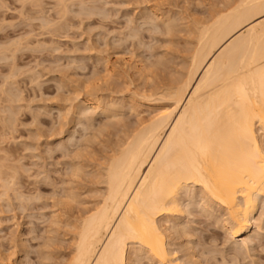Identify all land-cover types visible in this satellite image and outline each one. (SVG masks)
Returning <instances> with one entry per match:
<instances>
[{
	"label": "bare ground",
	"instance_id": "6f19581e",
	"mask_svg": "<svg viewBox=\"0 0 264 264\" xmlns=\"http://www.w3.org/2000/svg\"><path fill=\"white\" fill-rule=\"evenodd\" d=\"M58 2L57 3L59 7L60 8L62 7L63 11H66L68 9L67 6L69 5L68 3H70V1L58 0ZM81 2L79 3L80 6L83 4ZM228 6H225V7H228ZM225 7L223 8V10L225 9ZM231 7L232 9L229 8L230 10L228 9L227 12L224 10L225 13H223L224 12L223 10H221L223 11L222 13L220 11H217L215 13L216 15L213 14L214 15L213 20L210 17V16L213 17V15H210L209 17H210L211 22H208L207 20L203 19L206 22L203 23V21H200L197 24L198 22L197 21L195 24V28H193L194 30L189 29L188 35L194 41L193 42L189 41V43H186V45L191 44V46L188 45L189 49L190 48L191 49L187 50L190 52L187 53L189 55L184 61V64L182 63V60L180 62L182 63L180 65V68L181 66L183 67L181 69L182 73H178L179 74L178 77H175L177 75V74L175 75V72L174 73L172 72V74H169L171 71H173V69L171 68L174 66V65H170L169 67L171 68H169V70L167 69L168 71L171 70L168 73L169 77L166 75L167 73L165 74L166 76L162 75L164 76L162 78L158 77L159 76L158 73L162 72V70L161 71L159 70L158 73H153V74H157L158 75L157 77L160 78L161 80L164 79L165 81V78H168L167 80L169 83L166 80L168 84L162 85V86L161 85L155 86V88H151L149 92H148L149 85L146 86L147 88L145 87V85L141 88L142 90H140V92L136 95L141 98L140 101L144 99V101L145 100L149 102L153 101V103L151 102L150 104H154L155 102H157L155 104H158L157 107L154 106L156 108V110L154 111L156 112L153 114L151 113L152 114L151 117H149L148 115L149 117L148 119H144V117L141 118L142 115L139 116L140 118H138V113H136L138 111H135V113L133 112V114L137 116L135 117L136 122L133 124H131V122L130 123L128 122L129 123V126H128L127 125L128 123L124 122L125 121L124 119H123L124 121H122V118H124V115L120 114L123 108V105L125 104L126 106L123 109L124 111L125 109L128 111L126 101L124 102L123 101L124 99H123L122 101L125 104L122 103L123 105H120L121 100L119 99L121 97L118 99L120 101V104L118 101H117L118 104H116V103H113L112 101L106 100V97L109 95L108 94L109 92L113 93L114 91L115 93V90H112L113 87L111 88L112 91H110L109 89L107 96H105L106 92L102 91L103 89L108 90V88H105V87H108L107 84L109 83V79L110 78L112 79V76H115V75H112L113 73L112 74L110 73V70L107 67H105L109 64H106V65L105 63L102 64L103 61L106 62L107 60L106 58H109L108 56H106L105 58L106 60L103 59L101 63L102 66H104L102 68V71L99 70L101 67L96 70L94 69V66H93L92 67L93 69H91V66H92L91 64H93L91 62L93 61L92 58H91V61L89 58L88 61L90 62H88L87 60L84 61V59H83L84 62H81L80 57L77 60L75 59L76 57L72 58V62L76 60L79 63L80 62L83 63V64L80 63L82 67H86L85 64L90 63L88 64V66L90 65L89 66L90 69L92 71L93 70L96 71L95 72L96 75L94 76L88 73L89 71H91V70L86 69L88 68V66L85 69L86 71L88 70L87 73L89 75L86 73H83L84 71L79 69L81 68V66L79 65L78 62H74L75 64L73 63V65L76 66L77 68H78V65L80 66L78 70L76 67L70 65V63L68 64V62L70 61L66 63L72 67L71 68L68 66L69 72H70V69H72L70 76L74 74L73 75L74 77L76 74L75 71H79L78 74L79 75L81 74L82 76L86 75L84 76L85 78L87 77L89 79V77L92 76L89 79L90 81L95 76L97 77L99 71L101 72V75H100L102 76L101 79H103V77H105V74H107L108 73L107 71L109 70V73L106 76L108 78L109 75L111 74L110 75L111 77H109L108 79L105 77L106 79L104 78L105 80L103 79L100 81V83L98 82L99 84H97V82L94 84H91V83L86 82L87 81L86 79H83V81L85 80L84 83H87V84L84 85L83 81L82 82L79 81L80 85L81 84L82 85L81 86L76 85L77 83H79L77 82L75 84V80L77 81V79H74L73 81L72 78L70 79V77H68L65 74L68 77L66 81L63 78H62L63 80L58 79V80H61L64 83V85L66 83L67 87L65 86L66 87L65 88V87H61L59 85L60 82L55 79L57 77H54L57 83L58 82L59 83L56 84L55 82L56 87H54L53 86L54 84H53L52 85L53 87H51L52 90L53 88H55L58 91L59 89L64 90L63 88H65L67 89V94L69 93L71 96L70 95L68 97L63 96L64 98L61 99L59 97L60 94L58 95V97H56L58 92L53 90L52 96L56 94L53 98H60L61 102L59 101V99L55 100L53 98H50V100L52 99V101H49V102L55 103L54 106L56 109H53V110H57L59 114H62L63 111L66 112V114H64L65 116L63 114L61 115V119L62 118L65 119L66 115L68 116L72 114L71 115V117L73 116L72 120L68 121V124L72 125L71 127L72 129L74 127L78 129L77 126H79L80 131L82 130L84 132L83 133L81 131L80 134L77 132V134H79V136L77 135L78 137H80L82 134H84V136L88 135L85 132L89 131L90 127L92 126L91 123L93 124L92 121H97L98 119L101 118V117L98 119L96 118L97 120L96 119L94 120L93 117H91V115L92 114L95 115V113L102 114L105 116L106 119L112 120V121L110 120L112 123L110 122L107 123V120L106 121L103 120L105 122H97V123H102L101 124L102 127L100 124L99 126L97 125V123L95 125L93 124V127L96 125L98 127H101V129L104 127L103 128L104 130L103 129L101 130L100 128L96 127L95 130H98L96 132L103 133L105 131V133L103 134L106 135V132L108 133L112 128L114 130H111V132L115 131V134H113V132L112 134L114 135V137L116 136L115 141L111 139V141H114L111 145L109 146L106 145L107 146L106 151L104 148L105 146L102 148L104 150V153H103V150L100 151V153L102 152L104 155H102V159L98 161V163H100L98 167L97 168L95 167L97 169V173H95L96 171L95 169H94L95 171L93 172L96 174V176H93L94 180L92 179L94 183L96 182L95 187H93L94 185L93 183H92L93 185L92 184L89 185V186L92 185L93 189L95 188L96 195H94L95 193L93 192L94 194L92 193L91 200L83 203L86 200V198L87 197L89 198L90 196H87L86 198H82L84 199V201L82 202V200L80 199V196H78V193H77L78 197L76 196L77 197L76 200L79 198L78 203L81 200L80 201L81 204L83 203L85 206L83 204L81 205L80 203L78 204L76 201L78 206L81 205V208L77 206L78 207V209L76 208L77 212L74 213L75 216L73 217V221L70 222V224L69 222L68 223L64 222V225L69 224V227H70L69 229L70 232H67V235L64 234L66 237L69 234L70 241H71L67 264H139L140 262L141 263L143 262V261H140L141 257L143 256H145V258L148 260L147 262L152 261L151 263L155 262L156 264H201L200 263L201 261L200 262L196 261L197 257H194L196 254L194 253L193 255L191 251H188V250H186L187 254H185L184 256L182 255L183 258L178 257L177 250L171 248L172 243L168 242V236H169L168 234L170 233L173 227V226L172 227L170 226L173 224V223L171 224L170 222H172L173 221L172 219L175 217L177 220V215L184 216L185 213L188 214L190 212V208L193 205L197 204V201L195 202L197 198L200 199L199 200L200 202L199 201L198 202L201 203L200 208L199 206L196 205L199 209H202L205 211H208V210L213 211L212 209L215 207V208H218V210L222 212L220 218H218L217 221H214L215 219H213V221L214 223L216 222V224L218 223L220 227L223 229V231L226 233V235L232 239L233 247L235 248L239 247V249H242V250L245 249L246 251H248L249 246L252 244V240L254 241L258 237H260L261 235L260 230L262 228H260L259 226L257 227L255 225L257 224V221H258L255 218V212L259 204L264 202V0H237L235 6L234 7L231 6ZM82 8L84 9L85 6H83ZM82 8H80V11H82L81 10ZM105 10L101 9V7L98 8L97 10L98 14H99V11H101L100 15L98 16L99 18H101L100 20L102 21H104L103 19H106V17L108 18V15H107L108 11H106L107 13L102 12ZM217 13H219V15ZM65 14H64V17L66 16ZM151 15L154 18H151L152 16L149 17V15L147 16L148 18H145L144 17L145 15L142 16L145 18V19L143 18L145 23L152 22L153 26L151 24L150 25L148 24L149 28H151L150 26L154 27L153 30L155 29V31L157 33L159 32V34L165 33V35H170V34L172 35V33H174L175 28H176L175 20H168V19L163 20L161 16L157 15L154 12H152ZM215 16L217 17L215 18ZM62 17H61V20H62ZM142 20L141 22H143ZM48 21L47 20L45 21L47 23V24L45 23L46 25L44 24V21L43 22L41 21L46 26V30H48V32L51 31V29L49 30L48 29L49 27L47 26L52 24V27H54V25H56L55 27H57L60 22V21L59 22L56 21L55 23L54 22L50 23L51 21L50 22ZM43 24L41 28L45 30V27L43 26ZM54 28H52V32H55L56 29H58L56 28L54 31ZM149 28L147 30H150ZM137 31H134L131 34V38L133 39H130L129 38L130 36L124 35L125 40L127 39L128 41V39H130L133 41L135 38V41L136 40L140 41L138 39L139 31L138 32ZM150 32H152V29L150 30ZM156 32L151 34L153 35V38ZM190 34H193V35H190ZM124 38H122V40ZM120 39L119 40L117 39L116 41H114V43H116L117 41L118 42L120 41L119 43H121ZM119 43L114 44V45H121ZM140 43L142 44L143 41L141 40ZM140 43H137V44L139 45ZM188 46L186 47L188 48ZM13 47H15V45H13ZM86 47H88V45ZM148 47L150 46H147L146 50H148ZM140 48H141V45H140ZM144 48L146 47L144 46ZM96 51L98 50L96 49ZM1 52L3 53L0 54V56H2L5 53L3 50H1L0 53ZM88 52L89 54L92 55V52L90 51ZM185 53H186V50H185ZM97 54L99 55L102 54L104 57L105 52L103 54V51L102 53L99 51V53L96 52L95 55ZM13 55L14 54L12 52L11 57ZM143 56H140L141 59ZM2 57L4 58L5 56L3 55ZM103 57H101V59ZM68 59H71V58H68ZM101 59H99L100 62H101ZM141 59L140 61L137 60L139 63L136 61V63L138 64H135L137 65L136 67L134 66L135 68H137L138 72L136 74L139 73L138 75L139 78H142L140 77V75H145V73L147 74L148 72H149V75L148 74L147 75L150 76L152 73L151 70L157 65H158L157 67H159V64L163 66L164 69L167 68L170 62L169 61L170 59L163 61L164 59L163 57L161 58L162 59L161 61L160 58H158V60H160L161 62H158L157 60L156 62L154 61V63L151 62L153 63L152 69H151L150 68L151 63H149L150 61H148V64L150 65L149 67L146 65L144 60H141ZM97 62L98 63L95 62L94 64L99 65L100 62L99 61ZM106 63H108V60ZM156 68L154 69L156 70ZM159 68H162V67H159ZM73 69H75L74 73H73ZM103 70L106 71L105 74H103L104 72ZM147 70L149 71L147 72ZM92 71H91V74L93 73ZM134 72H136V69ZM13 73L15 72H12V75ZM63 74L61 76L59 74L58 75L62 77ZM12 75L10 73L8 76H6V79L7 77L12 76ZM79 75L77 76L78 78H80ZM147 75L145 76L148 79L149 77H147ZM170 75H173L175 78L174 77L170 78L171 77ZM82 76L80 80L84 78ZM152 77H153L152 79L153 81L154 79H156L155 81L158 80V78H156V75ZM4 80H5V77H4ZM161 80H158V81H161ZM9 81H12V80L9 79ZM102 81L103 83H101ZM5 82L3 81L4 85H6ZM100 84L101 85L104 84V86L105 85L106 86L102 88ZM57 85H59L58 88H57ZM61 85L64 86L63 84ZM144 87L147 90V93H144L145 91L143 89ZM5 90L7 91L8 88ZM52 90H50V92ZM6 91H2V92L4 93ZM101 91L105 93V95H102V93H100ZM137 91H134V94ZM54 92H57V93L54 94ZM10 94H14V93L10 92ZM10 94H8L9 95L8 98L10 99V102L11 103L16 102V101H13V99L17 100L16 94L11 95L12 98ZM103 96H105V98ZM114 97H115V94H114ZM109 99H111V97ZM116 99L117 98H115V100ZM134 100H136V98H134ZM8 101L6 102L8 103ZM136 101L138 102V100ZM13 103L11 105H13ZM131 103H133V101L130 102V106H131ZM11 105L9 104L8 107ZM130 106L129 108H131ZM141 106L142 105H139V107ZM11 107L8 108L9 111L12 109ZM136 107L139 108L138 106H135V108ZM48 108L49 107L47 106L45 109L46 113H48L47 112L48 110L50 111V109ZM130 110L131 109H129L128 112L134 111L133 108H132V111ZM41 111L38 108V111L34 112V115H37L38 117L39 116L38 114ZM12 112L14 113L13 110L11 111V114H13ZM35 113H38V114H35ZM11 114L9 112V115H10L9 117L6 114L8 117V120H4V121L10 122L12 120L11 116H13ZM59 114L57 116L53 114L51 118L55 119L56 117V119H58V122H59ZM14 115L16 114L14 113ZM40 115L46 116V115H43V113ZM50 116L51 114L49 115V117ZM120 118L121 120H119ZM35 119H34V123L36 122ZM38 119L39 117L37 118V122H36L38 126L35 125V127H38V128L34 127V130L39 129L40 127L39 129L41 131L40 133H43L42 131L44 130L41 129V125L44 124L43 123L44 121L43 119H40L43 122L42 121L39 122ZM61 119L60 121H63ZM51 121H49V123ZM100 121H102V119H100ZM113 123L115 127L112 125ZM120 123H123V124L126 123L125 124L126 126L124 125V127H122L123 124H120ZM9 124L11 123H8V125ZM66 124L63 125L62 127L65 130H66L65 128ZM118 124H120L121 126ZM75 128L71 131L72 133L75 132ZM115 128L116 129L118 128L119 130L116 131ZM47 130L50 131V129H47ZM91 130L92 128L90 129V131ZM34 132L37 133L36 131ZM50 132L45 133L44 131V133L47 134V138L48 136L50 137ZM62 132L63 131L61 130L60 133ZM72 133H70L68 136L69 140H72V136H71ZM75 133H74V136L76 135ZM97 133L96 135L92 136L93 137L92 140H89L90 135H88L89 139H85L87 138V136L83 139L84 136L82 135V137H80V140L82 142L79 139H78L79 141L78 140L76 141V138L74 140L76 141V143H79V144L81 143V146H82L83 144L85 145L89 143L90 141H95L96 139L95 140L93 139L95 136L98 135ZM102 133L100 134V136L99 135L98 136L103 137L104 135ZM45 134H43V136ZM109 135H111V133H109ZM113 135L111 136L113 137ZM111 136H109L108 138L110 139ZM39 137L43 138L41 135L40 136H38V134L34 135V140L36 138L38 141L41 140ZM37 140L35 141L36 143H37ZM83 140L86 142H83ZM60 142L58 143L59 145L57 146L61 145ZM62 142L66 144V141L63 140ZM69 142L71 143L72 141H69ZM64 143L62 145H64ZM96 143H99V140ZM50 144L51 143H49V145ZM79 144H77L76 146H78ZM36 145H39V144H36ZM66 145H65V153L67 151L68 152L70 151V149L67 150L68 149L67 146L69 144L67 146ZM57 146H55L56 150H59L60 148V151H62L61 149H63L64 146L62 148L61 147L58 148ZM81 146H79L80 148L78 147V149L82 148L83 149L82 152L86 151L85 152L86 154L88 150H85V149L87 148L81 147ZM32 147L33 146H31V148ZM35 147H39V146H35ZM46 151L48 152V149ZM90 151L91 150H89V152ZM85 154H83V156ZM91 155L89 157H91ZM67 156H70V155L67 154ZM98 156H101V155H98ZM27 157L28 156L25 157L22 155L21 157L18 156V158L17 157L16 158L19 162L21 161V158H23L24 160H27V159L29 160V158ZM9 159L10 158L8 157L3 161V163L6 164V167H3L5 166V164L3 163L0 164L1 170H3V171L0 170L1 171L0 174L4 172L2 174L5 176L4 177L0 175L1 177L0 181L2 179L4 180V181L2 180V182L4 183L1 182V185H0L1 187L3 186V189L0 190L2 192L0 200L2 201L5 198V200L7 199V202H8L10 200H14L16 197H17L16 199H18L19 197H21L19 196V194H21L22 199L20 198L19 199L20 201H17L15 199L12 204H14L15 202L16 203L18 202L17 204L19 205V202H21V200L23 201L25 200L22 203H25L27 201L31 202L30 200L31 198H28V197H33L34 196L33 194H32L33 196H31V194H29L28 196L27 195L28 191H27V194H25L26 196L25 195L23 196L24 194L23 192L18 194V192H20L22 188L25 189L24 187L22 188L17 187L18 183L16 181L18 180L20 182L21 180L20 177L22 175L20 177L19 176L16 177V176L17 174H19L21 170L19 169L20 171L16 173L18 170V169L15 170L16 163L14 161L15 166L13 167L15 169L12 168V166L8 164H11L9 162H13V161L12 159L10 160ZM6 160H9V161H6ZM78 160L76 159L75 161H78ZM21 162L23 163L19 162L20 167L22 164L27 163L26 161H21ZM91 163H94V161H92ZM55 164H58V163H55ZM2 167L5 168L6 170L3 169ZM22 167L25 168V169L23 168L22 169L24 173H26L27 166L23 165ZM80 168L82 169V166L79 168L77 166L74 168V170L73 168H71L72 169L70 170L71 174L74 171L73 174L77 178L79 171L80 172L83 171V170H80ZM7 169H9V172H7L8 171ZM10 169H11V172H10ZM23 171H22V174H23ZM40 171L41 170H39V172ZM43 171H45V169H43ZM43 171H41V173L45 175ZM2 177H4L5 179ZM46 177L48 178V179L46 178L47 180H50L49 179L50 177H48L47 175ZM42 179L41 181H43ZM46 179H44V181ZM90 180L91 179H89V181ZM13 181L15 182V184L17 183L16 186ZM70 182H72V180ZM44 183H46V181ZM68 187L70 186L68 185ZM13 188L14 189L20 188V189L18 191L17 189L14 190ZM71 188L69 189L66 187V189H69V190H71ZM90 188L91 187H89L88 189L86 187L85 189H88L90 191ZM26 190L28 189H25V192ZM69 190H67L68 193L66 191L65 193H63L64 191L62 188L61 191H62V197L64 196V201L59 200L58 202L60 203V205L65 204L66 209L69 206L68 204H70V207L68 208L70 210V208H72L73 206L71 205L72 202L75 201V196H74V192H72L74 190L70 192ZM196 190L199 195L195 199L196 194H197ZM16 191L17 193L14 194ZM32 191L33 190L31 191L29 190V193L30 192L33 193ZM10 192L12 193V195H15V196L12 197V195L9 194ZM59 193L60 192H58V194ZM17 194L18 196H16ZM10 196L12 197V199ZM9 197H10V200H9ZM34 198L36 197H33L32 201H34ZM2 202L6 204V201L3 200ZM28 202L25 205L29 204ZM32 203L33 202H31V204ZM8 204L9 203H7L6 206H8ZM10 205L11 204H9V206ZM21 205L23 206L24 204H20V207ZM60 205H59V208H60ZM65 205L61 206L62 207L61 210L63 209ZM10 207L12 208V206ZM15 207L19 208L17 206ZM20 209L23 212L24 209L22 207ZM72 209H74V206ZM69 210H67V213ZM190 213H192V211ZM71 216L72 214L70 215V217ZM67 217L68 219H70L69 216ZM214 217L210 218L209 216L210 219ZM50 221L54 222L56 221V219L55 220L52 219ZM64 221H67V219H64ZM56 222L52 224L56 225ZM61 222L60 224L63 226V222L62 223ZM57 223L59 224V221ZM55 225L54 227H57V225L56 226ZM59 225H58V228H59ZM66 226H63V227H66ZM186 228L184 227V229ZM50 229L53 230L52 228ZM67 229L64 228L63 233H65ZM180 229L182 230L183 234L186 232V230H189L188 228L184 230L183 227H181V224H180ZM181 230L180 232L176 231V233H181ZM173 233L176 235L174 230H173ZM186 234L187 233H185V235ZM171 237L172 236H170V238ZM177 238L179 237L177 236ZM66 239L67 238H65V240ZM54 240L59 241L60 239L54 238ZM54 240L52 242H54ZM55 242L56 244L57 243L59 244V242L61 241L59 242L55 241ZM63 242H66V241H63ZM69 243L70 242L65 243V244L68 245ZM61 244L62 246H59V248L64 247V250H67L66 247L63 245V243ZM183 248H185V246ZM188 248L189 247H187V249ZM181 250H184V249H181ZM56 251L57 253H59L61 250L58 249ZM57 253L56 255H53L55 254V251L52 253L50 252V255L52 254L55 257L56 256L59 257ZM51 256L49 258L50 262L54 260L53 262L55 263L56 262L55 257L54 259L52 258L51 260ZM58 257L57 259H59ZM22 258L24 260L25 257H22ZM62 258L63 257H61V260L59 259L55 264L60 263L59 261H61L60 264H62L64 261L67 260L66 258H65L66 260L64 259L62 260ZM205 258L206 257H204V259ZM206 259H205V263H207ZM44 261L45 260H43V262ZM144 261L146 260L144 259ZM210 261L208 262L209 264H210ZM53 262L49 264H52Z\"/></svg>",
	"mask_w": 264,
	"mask_h": 264
},
{
	"label": "rangeland",
	"instance_id": "374dc122",
	"mask_svg": "<svg viewBox=\"0 0 264 264\" xmlns=\"http://www.w3.org/2000/svg\"><path fill=\"white\" fill-rule=\"evenodd\" d=\"M64 1H70V3L67 2L69 4L68 6L65 5L68 7V9L66 7L67 12L63 11L62 7L61 8L59 7L58 0L57 1L56 0H0V51L3 50L5 52L3 54L5 56L4 58L2 57L3 55L0 56V58L2 57L0 59V114H2V115H0V139H1L0 140V164H2L3 161L8 157L10 159H12L13 162H9L12 165L11 164H8V165H10V166H12V168H14L13 166H15L14 164L16 163V166H15L16 169L14 168L15 170L18 169L16 173H18V171L21 170L19 172V174H17L16 177H18V176L20 177L22 175L20 177L21 180L19 179L20 182L17 180V178H16L17 181L14 180L18 183L17 187H20V188L24 187L25 189H28L25 192V189L22 188L23 191L21 189L20 192H18V194L23 192L24 193L23 196H24L25 194H27V191H28V194H27L28 196H29V194H31V196L34 195L33 197H36V198H34V201H32L33 197L27 196L28 198H31L30 200H31V202H33L32 203L33 205L31 204L30 201L29 202L27 201L29 203L27 205H25L27 202L22 203L25 200L24 201L21 200V202H19V205L17 204L18 202L17 203L15 202L14 204H12L17 197L15 199L13 198L14 200H10L11 196L9 197L10 201H8V202H7V199L5 200V198L3 197L4 198L3 200L6 201V204H4L2 202L3 200L2 201L0 200L1 201L0 202V206H1L0 207V264H22V263L23 264H41V263L42 264H49V263L54 261V260H52V258L54 259V257H55L53 255H56V253H57L56 250H58V249L61 251L60 252L58 251L59 253H57V255H59V257L58 256L55 257L56 262L59 259L61 260V257H63L62 260L67 259L63 263L67 264L71 241H70L69 234H68L69 237L68 236L66 237L65 235H67V232H70L69 224H70V222L73 221V217L75 216L74 213L77 212L76 208L77 209H78V207L81 208V205L83 203L91 200L92 193L93 192L95 193V191H96L95 188L93 189V187H95L96 182L94 183L92 181V179L94 180L93 176H96V174H95V173H97L96 168L100 164V163H98V161H100L102 159V155H104L103 154L104 150L102 148L105 146L104 148L106 151V147H107L106 145L109 146L116 140V136L114 137V135H113V134H115V131H112L113 134L111 132V130H114L112 128L108 133L106 132V135L103 134V133H105V131L103 133L101 132L104 136L99 137L101 133H97L96 131H98V130H95V129H96V127L99 126V124L101 125L102 123H97V122H105L107 120V123L108 122L112 123L111 122L112 120L106 119L105 116L102 114L95 113V115H97V116L92 114L91 117H93L94 120L96 118L98 119L101 117L100 119H102V121H100V119H98L99 121L97 119H96L97 121H92L94 125L97 123L98 126L96 125L93 127V124L91 123L92 126L90 127V129L92 128V130L90 131V129H89V131H88L89 133L87 131L85 132L86 134L90 135V139L88 138L89 137L88 135H85V136H84V134H82V135L84 136L83 139L87 136V138H85V139L92 140V138H93L92 136L96 135V133H97L99 136L98 135L95 136L93 140H95V139L97 141L99 140L100 144L96 143L97 142L96 140L90 141L89 143H87L85 145L82 143L84 146L83 145L81 146V143L80 144L76 143V141L78 139L80 140V137H82V135L80 137H78L82 130L80 131L79 126H77L78 129L74 127L76 133L73 131L76 135L74 136V133L71 132L74 128L73 129L71 128L72 125L68 124V121L72 120V117H73V116L71 117L72 114H70L68 116L66 115L65 119H63V118L61 119V115L66 114V112L63 111L65 113L62 112V114H59L57 110H53V109H56L54 106L55 103L49 102V101H52V99L50 100V98H53L56 95L55 93H57V92L58 93H57L56 97H58V95L60 94L59 97L61 99L64 97H68L70 95L69 93L67 94V89H65L67 87L66 83L64 85V83L61 80L64 79L66 81L68 79V77H70V79L72 78L73 81H74V79H77V81L75 80V84L79 81L82 82L83 79H86L87 80L86 82L91 83V84H94L96 82H97V84H99L101 80H103L105 77L107 78L106 75L109 73V70H110V73L111 74L113 73L112 75H115V76H112V79L110 78L111 81L109 79L108 84L111 83L110 85H108L106 83L108 87H105L106 85L104 86V84L103 85L100 84L102 86V88H104V87L108 88V90L107 89L102 90V91L106 92V95L102 91L100 93H102V95H105V96H107L109 94L108 96H110L111 99H109L110 97L107 96L106 100L112 101L113 103H116V104H118V102L120 104L119 100H121L120 105H123L122 103H124L126 101L128 111H129V109H131L130 111H132V108H133L134 111H132V112H128L126 109L124 111L123 108H125V106H126V104L124 103L125 105H123V108H122L121 113H120V114L124 115V118H122L123 116L121 115L122 121L125 120L124 122H126V123L131 122V124L135 123L136 122L135 117H137L135 114H133V112L135 113V111H138V112H136V113H138V118H140L139 116L142 115L141 118L144 117V119H148L149 117H151V115L153 113L156 112L154 110H156L155 107H157L158 104H155L157 102H155L154 104H150L151 102L153 103V101H151V102L146 101V100L144 101V99H142L143 102L140 101L141 98L136 96V95L140 92V90H142L141 88L144 85H145V87L149 85V87H148V92H149V90L151 88H155V86H160V85L162 86V85L168 84L169 83L167 80L168 78H165V81H164V79L161 80L160 78H162L166 75L169 77V74H172V72L173 73L175 72V75L177 74L175 77H178L179 76L178 73H182L181 69L183 66H181V68H180V65L182 63L184 64V61L186 60V58L189 55L187 53L190 52L187 50L189 49V46H191V44H188L189 45L188 46V45H186V43H189V41L190 42L194 41L188 35L189 29L194 30L193 28H195V24L197 21H198L197 24L200 21H203V23H204V22H206L205 20H207L208 22H211L210 17L213 20L214 19L213 14H215L217 11H220L222 13L225 10L227 12L228 9L229 8L232 9L231 6L234 7L236 2H237V0H72V1L71 0H64ZM74 1L76 2V4ZM80 2L84 4V5L83 4L82 5L85 6L86 9L85 8L84 9L86 11L82 8L83 7L82 5H81L82 7L80 6V4H79ZM102 2H103V4H102ZM104 6H105V8H104ZM225 6H228V7H225ZM100 7L103 10L106 9L105 11H102V12L105 13L106 11H108V14H107L108 18L106 17V19H103L104 21L100 20L101 18H99V16H98V15H100L101 11H99V14L97 13L98 8H100ZM224 7H225V9L223 10ZM80 8H82L81 9L82 11H80ZM221 10H223V11H221ZM225 11L223 13H225ZM65 12H66V14H65ZM152 12L161 16V18L163 20H165V19L166 20L167 19L168 20H175L176 28H175L174 33H172V35L171 34L165 35V33L159 34V32L157 33L155 31V29L153 30L154 27H152L153 25H152L151 20H150L151 23H149V22L145 23L144 19L148 18L147 17L148 15H149V17L152 16L151 15ZM60 13L63 15V17ZM145 13H147V14H145ZM219 13H217V14L219 15ZM34 14H36V15H34ZM59 14L61 15L63 21L61 20V17ZM64 14L66 15L65 17H64ZM101 14H103V13H101ZM142 14H144L145 16ZM210 15H213V17ZM142 16H144L145 18ZM216 17L217 16H215V18ZM42 18H44V19H42ZM151 18H154V17L152 16ZM45 19L47 21L49 20L48 22L51 21L50 23H53V22L55 23L56 21H58V22L60 21V22H59V25L57 27H55L56 25H54L55 28L52 27V24L47 26V27H49L48 28L49 30L51 29V31L48 32V30H46V26H45L47 24L45 22L46 21ZM58 19H60V20H58ZM203 19H205V20H203ZM29 20H30V22H29ZM141 20L143 22H141ZM41 21L42 22L44 21V24L45 23L46 24L44 25ZM64 21H65V23H64ZM58 22H57V24H58ZM42 24L45 27V30L41 28ZM148 24L152 25V26H150L151 28H149ZM64 27H66V28H64ZM52 28H54V31L56 28H58V29H56L55 32H52ZM131 28H133V29H131ZM148 28L150 30L152 29V32H150V30H147ZM40 29H41V31H40ZM136 29L139 31L138 39L140 40V41L136 40L137 43H140L141 40L143 41V43L142 44L140 43L139 45L136 43L135 38L133 41L130 40V39H133V38H131V34L134 31H137ZM154 31L156 32V34H154V38H153V35H151V34L155 33ZM44 32H46V33H44ZM124 35L130 36L129 37L130 39H128V41H127V39L125 40ZM190 35H193V34H190ZM122 38H124V39L122 40ZM117 39L118 40L120 39L121 43H119L120 41L119 42L117 41L116 43H114V41H116ZM122 41H123V43H122ZM124 41H126V42H124ZM113 43L114 44L119 43L121 45H114ZM13 45H15V47H13ZM19 45H21V46H19ZM87 45L91 49L86 47ZM104 45H106V46H104ZM140 45H141V48H140ZM116 46H118V47H116ZM144 46L146 48H144ZM147 46H150V47H148V50H146ZM186 46H188V48ZM185 48H187V49H185ZM96 49L98 51H96ZM99 49H101L103 51V54L105 52L104 57L102 54L95 55L96 52L99 53V51L102 53V51ZM105 49H106V51H105ZM142 49H143V51H142ZM144 49H145V51H144ZM15 50H16V52H15ZM185 50H186V53H185ZM88 51L92 52V55L89 54ZM12 52L14 55L11 57ZM143 52H144V54H143ZM2 53L3 52H1L0 54H2ZM106 56H108L109 58H106ZM136 56L139 57L140 59H141L140 56H143L141 60H144L146 65L149 67L151 65V67H150L151 69H152V65H153L154 61L156 62V60H157L158 62H161L162 61L161 58H163V57H164L163 61L170 59L169 60L170 62H169V65L167 66V68H165V69L159 63H158L159 67H162V68L157 67L158 66L157 65L154 68L157 67L159 69H157V68H156V70L154 68L152 70L149 69L152 71V73L150 72L151 73L150 76H148L149 70H147L148 75L146 73H145V75H147V77H149L148 79L146 78L145 75H140V77H142V78H139V76H138L139 73L136 74L138 71H137V68H135L137 66L135 64H138L139 63L138 61H140V59L137 58ZM79 57L81 58V60H80L81 62H84L86 60L88 61L89 58L91 61V58H92L93 61L96 60L95 61L96 63H98L97 61L100 62L99 59H101V57H103L101 59V62L99 63V65H101V66H99L98 64L95 65L94 64L95 62L91 61L93 63V64H91L92 65L91 69H93L92 68L93 66H94V69H96V70L101 67L99 70L102 71V68L104 67V66H102V64L105 63V65L109 64V65L105 66L109 69L107 71L108 73L105 74L106 71L103 70L104 71L103 74H105V77H103V79H101V77H102V76H100L101 72L98 70L100 72V74L98 72L97 77L95 76L90 81L89 79L92 76L96 75L95 74L96 71L95 70L92 71L89 67L90 65L88 66V64H90V63H87V62H86L87 64H85V66L86 67L88 66V68L82 67L80 65L81 62L79 63L78 61H76L77 59H79ZM68 58H71V59H68ZM72 58H75L76 60L72 62ZM105 58L108 60V63H106L107 60ZM158 58H160L161 61L158 60ZM83 59H84V61H83ZM103 59L106 60V62L103 61ZM181 60H182V63H180ZM68 61H70V62H68ZM90 61H88V62H90ZM102 61H103V63H102ZM136 61L138 63H136ZM148 61H150L149 63H151V62H153V63H151L149 65ZM67 62H68V64L70 63V65H72V66H74L73 65L74 62H78L79 65L81 66V68H79L80 66L78 64H76V65H78L79 69L84 71V72L83 71H81V72L86 73V74L90 73V75H92V76H90L88 79L87 77L86 78L84 77L86 75H83V76L81 74L79 75L78 74L79 71H75V69L77 68L76 66H74L76 68L73 69V73L75 71V73L77 75L75 74L74 77H73L74 74L70 76L72 69H70V72L68 71V69H69L68 66L69 67H71V66L66 64ZM81 64H83V63H81ZM155 65H156V63H155ZM170 65H174V66L171 68V67H169ZM12 66H14V67H12ZM95 66H96V68H95ZM78 68H77V70H78ZM85 68L88 70H91L93 73L91 74V71H89L87 73L88 70L86 71ZM169 68L173 69V71H171V70H170L171 72L168 71ZM135 69H136V72H134ZM159 70L160 71L162 70V72H160L161 74L158 73ZM11 71L15 72V73H13V75H12ZM10 73L13 77L9 76L6 79V76H8ZM57 73L60 76L63 73L64 74L62 77H60ZM153 73H158L159 76L157 74H153ZM78 75L80 76V78L77 77ZM110 75H109V77H111ZM155 75H156V78L160 77V78H158V80H161V81H158V80L155 81L156 79H154V81H153L152 76H155ZM162 75H164V76H162ZM81 76L84 77V78H82V80H80ZM170 76H171L170 78L174 77L173 75H170ZM4 77H5V80H4ZM11 77H12V79H11ZM54 77H57L55 79L60 82V83L59 82L58 83L61 87H65V86L66 87L63 88L64 90L59 89L60 91L59 90L57 91V89L53 88V90L57 91V92H54L55 95L52 96L53 90L51 87H53V86L56 87V84H58L57 81L54 79ZM9 79L12 81H9ZM58 79H61V80H58ZM166 80L168 83L166 82ZM3 81L4 82L6 81L5 82L6 85H4ZM55 82H56V84H55ZM80 82L77 83L76 85H80ZM84 82H85V80L83 81V83ZM101 83H103V81ZM61 84H63L64 86H62ZM85 84H87V83H84V85ZM59 85H57V88ZM61 87H59V88H61ZM112 87H113L112 90H115V93L113 91V93L115 94V97H114V94L112 92L108 93L109 89H110V91H112L111 90ZM145 87L143 88L145 90L144 93H147V90L145 89ZM7 88H8V90L6 91L5 89H7ZM121 88H122V90H121ZM50 90H52V91L50 92ZM61 90L64 92H62ZM2 91H6V92L3 93ZM134 91H137V92H135V94H134ZM10 92L14 93V94H10ZM8 94H10V96L16 94V96H17L16 97L17 100L13 99V101H16L14 103L12 102L13 105H11L12 103L10 102V99L8 98V96H9ZM110 94L113 96H111ZM105 96H103V97L105 98ZM11 98H12V96H11ZM60 98H53V99H55V100L59 99V101L61 102ZM115 98H117V99L115 100ZM134 98H136V100H138V102L136 100H134ZM131 100L133 101V103H131V106H130V102H132ZM6 101H8V103L10 102L9 104L12 107L11 106L8 107L9 104ZM53 102H54V100H53ZM137 104L142 105V106L139 107V105H137ZM47 106L49 107L48 109H50V111L47 109L48 113H46V111H45ZM129 106L131 108H129ZM132 106H134V107H132ZM135 106H138L139 108H137V107L135 108ZM10 107L12 109L9 111L8 108H10ZM38 108L40 111L41 110L42 111L40 113L38 112L39 114L38 113H35V114L39 115L38 116L39 122L42 121L40 119H43V121H44V122L42 121L44 123L42 125L38 122L41 125V129L44 130L45 133H47V132L49 133L50 131H52V132H50V137L48 136V138H47V134H45L44 131H42L43 133H40L41 132L39 130L40 127H39V129L34 130L35 125L38 126V124H36L38 117H37V115H34V112H37ZM12 110L14 111V113L16 115H14L13 112H12L13 114H11ZM9 112L11 115H13V116H11L13 121L11 120L10 122L9 121L6 122L4 120H8V117L10 116ZM42 113H43V115H46V116L40 115ZM57 113L59 114V122L55 116H54L55 119L51 118L53 116V114L56 115ZM130 113H132V114H130ZM6 114L8 115V117ZM47 114H49V115L51 114V116L49 117V115H47ZM98 115H99V117H98ZM148 115H149V117H148ZM40 116H41V118H40ZM121 118L119 120H121ZM34 119L36 120L35 123H34ZM60 119L63 121H60ZM9 120H10V118H9ZM103 120H105V121H103ZM49 121H51V122L49 123ZM66 122L68 125L66 124ZM8 123H11V124L8 125ZM45 123H47V124H45ZM114 123L112 124L113 126H114ZM126 123H124V124L120 123V124H123L122 127H124V125ZM129 123L127 124L128 126H129ZM65 124H66V126H65L66 130L64 128H62L63 125H65ZM120 124H118V125H120ZM115 125H117V124H115ZM103 126H105V125H103ZM101 127H102V125H101ZM101 127H98V128L101 129ZM35 128H38V127H35ZM118 128L117 129L115 128V130L116 131L119 130ZM47 129H50V131H48ZM32 130H33V132H32ZM61 130L63 131L62 133H60ZM34 131H36L37 133H35ZM77 132L79 134H77ZM39 133L43 138L39 137L41 140L38 141L37 140L38 137L36 136L37 138L34 140V135L38 134V136H40ZM70 133H72V135H71L72 140L68 139V136ZM91 133H92V135H91ZM109 133H111V135H113V137L111 135H109ZM43 134H45L46 136L45 135L43 136ZM108 135L111 136L110 139L108 138L109 137ZM56 136H58V137H56ZM51 137H53V138H51ZM75 138H76V141L74 140ZM111 139L114 141H111ZM36 140H37V143L35 142ZM61 140L66 141V144L67 145L69 144V145L67 146ZM27 141H29V142H27ZM69 141H72V142L70 143ZM38 142H40V143H38ZM59 142L61 145L57 146V145H59L58 144ZM83 142H86V141L83 140ZM49 143H51V144L49 145ZM63 143H64V145H62ZM90 143H92L94 145H92ZM36 144H39V145H36ZM77 144H79V145L76 146ZM65 145L68 147V149L66 147L67 150L70 149L69 152L68 151L66 152L70 156H67V154L65 153ZM86 145H88V146H86ZM31 146H33L34 149H33V147L31 148ZM35 146H39V147H35ZM55 146H57L58 148L59 147L62 148L64 146L63 147L64 150L61 149L62 151H60V148H59V150H56ZM79 146L87 148V149L84 148L85 150H88L87 153L85 154L86 151L85 152L83 151L84 152L83 153L82 148L78 149ZM89 146H91V147H89ZM35 148H36V150H35ZM47 149H48V152H50V153H48L46 151ZM50 149H52V150H50ZM53 150H54V152H53ZM89 150H91V151L89 152ZM101 150H103V153L102 152L100 153ZM79 151H81V152H79ZM63 152H64V154H63ZM76 152L77 153L79 152V153L77 154ZM82 153L85 155L83 156ZM80 154H81V156H80ZM20 155L21 156L23 155L25 157L28 156L27 158H29V160L27 159L28 162H27V160L23 159L24 157L21 158V161L27 162L26 164H22L21 167L19 166V164L23 163V162L19 161L20 162L19 163L17 160L18 156L21 157ZM33 155H35V156H33ZM78 155H79V157H78ZM90 155H91L93 160L91 159V157H89ZM98 155H101V156H98ZM65 156H67V157H65ZM14 158H16V159H14ZM96 158H98V159H96ZM76 159L77 160L79 159L80 162H79V160L75 161ZM9 160H6V161H9ZM19 160H20V158H19ZM14 161H15V163H14ZM92 161H94V163H91ZM64 162H65V164H64ZM55 163H58V164H55ZM3 164H5V163H3ZM23 165L28 167V168L26 167V173H24V171H23V169H25L24 167H22ZM77 166H78V168L82 166V169L80 168V170H83V171L82 172L79 171V174L80 173L81 174L80 175L78 174L77 175L78 177L76 178L75 175L73 174L74 171L71 174L70 170H72L71 168H73V170H74V168ZM3 167H6V164ZM3 169H5V168H3ZM43 169H45V171H43ZM0 170H1V165H0ZM7 170H8L7 172H9V169H7ZM39 170L43 171V173L45 175H43L41 173V171L39 172ZM1 171H3V170H1ZM22 171H23L24 175L22 174ZM94 171H95V173H93ZM10 172H11V169H10ZM2 173H4V172H2ZM2 173L0 175L4 176ZM91 174H92V176H91ZM46 175L48 177H50L49 178L50 180H47L48 178L46 177ZM73 175H74V177H73ZM4 177H2V178H4ZM42 178H44V179L47 178L45 180L46 183H44L45 181ZM0 179H1V177H0ZM41 179L43 181H41ZM52 179H54V180H52ZM89 179H91V180L89 181ZM2 180L0 181V185H1ZM71 180H72V182H70ZM2 183H4V182H2ZM14 184H15V182H14ZM16 184H15V186H16ZM90 184H92L93 187H92V185L89 186ZM68 185L70 187H68ZM66 187L69 189L71 187L72 188H71V190H69V189H66ZM86 187L88 189H89V187H91L90 191L88 189H85ZM20 188H18V189L15 188V189H17L19 191ZM62 188L64 191L63 193H65V191L67 192V190H69V192L74 190L72 192H74L75 201L72 202L71 205L74 206L75 210L72 209L73 206H72V208H70V210L68 209L70 207V204H68L69 206L67 205L68 206L67 209L65 208L66 205L63 204L65 206L61 210V208H62L61 206H63V205H60V203L58 201L59 200L64 201V196L62 197V191H61ZM2 189H3V186L1 187L0 190H2ZM29 190L30 191L33 190L32 191L33 193H31V192L29 193ZM58 192H60L61 194L60 193L58 194ZM1 193L2 192L0 191V197H1ZM16 193H17V191L14 194H16ZM52 193H53V195H52ZM54 193H55V195H54ZM77 193H78V196H80V199L82 200V202L84 201V199H82V198H86L87 196H90V197L89 198L87 197L86 200L82 204H81V202H80L81 200H80L79 203L81 205L78 206L77 203H78L79 198L76 200V198L78 197ZM88 193H90V194H88ZM196 193L197 194H196L195 199L199 195L197 190H196ZM9 194L12 195L11 192ZM18 194L16 196H18ZM57 195L59 198L57 197ZM94 195H96V193ZM14 196L15 195H12V197H14ZM19 196H21V197L16 199L17 201H20L19 200L20 198L22 199V195L19 194ZM12 197H11V199H12ZM199 200L200 199L197 198L195 200V202L197 201V204L196 203L195 204L197 206H199V208H200L201 203H199L200 202ZM76 201H77V203H76ZM7 203L11 204L10 206H12L13 209L9 206V204H8V206H6ZM61 203H63V202H61ZM20 204H24L23 206H25V207H23L22 205H21V207L24 210H26V209H28V210H26V211L23 210V212H22V210L20 209L21 208ZM59 205H60V208H59ZM196 205H193L190 208V212L192 211V213H190V212L188 213L190 216L187 213H185L184 216L183 215H180V216L177 215V220L175 217L172 219L173 221L170 222L171 224L173 223L172 225H170L171 227L172 226L173 227H172L170 233L168 234L169 235L168 236V242L172 243L171 248L177 250V256L178 257L183 258V256L185 254H187L186 250H188V251H191V253L193 255H194V253L196 254L194 257H197L196 258L197 260L196 259L195 260L199 261V262L201 261L200 262L201 264H209L208 262L210 260H211L210 264H264V202L259 204V206L255 212V218L258 220L257 224H255V225L257 227L259 226L260 228H262L260 230L261 233L259 232L261 235L258 238L255 237L257 239H255L254 241L252 240V244L249 246V250L247 249L248 251H246L245 249H243V250L239 249V247L238 248L236 247L237 249L235 247H233L232 239L226 235V233L223 231V229L220 227V225L218 223L217 224H216V222L214 223V221H217V219L220 218V216L222 214V212L220 210H218V208L214 207L212 209L213 211L208 210L209 211L208 212V211L199 209ZM15 206H17L19 208H16ZM26 206L27 207L29 206V207L27 208ZM67 210H69L68 213H67ZM73 210H74V212H73ZM52 213H54V214H52ZM211 213H212V215H211ZM71 214H72V216L70 217ZM52 216H53V218H52ZM67 216H69L70 219H68ZM209 216H210V218L214 217V216L215 217L210 219ZM54 218L56 219V221L57 220L59 221V224L62 221L63 226L67 225L68 227L67 226L63 227L61 224L59 225L57 223L58 221L57 222L54 221V222H56V225H57V227H54L55 224L54 225L52 224L54 222L50 221L52 219L55 220ZM57 218H59V219H57ZM60 218H62V219H60ZM63 218L67 219V221H64ZM213 219H215V220L213 221ZM68 220H70V221H68ZM64 222H66V223L69 222V224L65 223L66 225H64ZM180 224H181V227H183V229H184V227L186 228L188 226L187 228L189 230H186L187 228L184 229V230H186V232H185V233H187L186 235H185V233L183 234V232L181 230L182 228L180 229ZM58 225H59L60 229L58 228ZM49 227L52 228L53 230H51ZM257 227H256V229H257ZM64 228H66V229L68 228L65 231V233H63ZM173 228H175V229H173ZM173 230L175 233H176V231L180 232V230H181V233H176V235L180 239L177 238V236L173 233ZM60 233H62V234H60ZM57 235H58V237H57ZM181 235H182V237H181ZM170 236H172V237L170 238ZM64 237L67 239L65 240ZM54 238L60 239L59 241H61V242H59L58 240H54ZM52 239L54 240V242H52L53 241ZM55 241L59 242V244L63 243V245L66 247L67 250H64V247H62L63 249L61 247L59 248V246H62V244L61 245H59L58 243L56 244ZM63 241H66V242H63ZM68 242H70L68 245L65 244ZM53 244H55L56 247ZM184 246H185V248H183ZM49 247H51V248H49ZM187 247H189V248L187 249ZM233 248H235V249H233ZM181 249H184V250H181ZM54 251H55V254H53V255L51 254L52 255L51 256L50 252L52 253ZM63 252H64V254H63ZM65 252H66V254H65ZM48 254L51 256V260H52L51 262L49 259L50 256ZM203 256L207 258V259L205 258L207 260V263H205V259ZM22 257H25L24 260ZM41 257H43L44 259ZM57 257L59 259H57ZM143 257H141V260H140L143 262L142 263L140 262L139 264H156L155 262L151 263L152 261L151 262L149 261L150 263L147 262L148 260L145 258V256H143ZM144 259L146 261H144ZM43 260H45L44 261L45 263L43 262ZM59 262L61 263V261H59ZM60 263H58V264H60Z\"/></svg>",
	"mask_w": 264,
	"mask_h": 264
}]
</instances>
